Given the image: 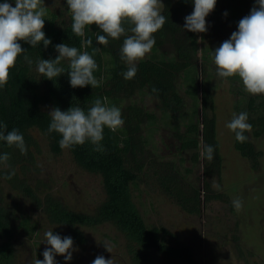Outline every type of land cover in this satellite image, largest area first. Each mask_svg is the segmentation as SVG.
<instances>
[{
  "label": "rangeland",
  "instance_id": "rangeland-1",
  "mask_svg": "<svg viewBox=\"0 0 264 264\" xmlns=\"http://www.w3.org/2000/svg\"><path fill=\"white\" fill-rule=\"evenodd\" d=\"M44 3L58 15V23L68 20L71 13L66 0H44ZM162 3L164 5L163 0ZM253 6L255 0H217L214 11L206 17L207 32L194 33V53L188 52L191 48L183 38L182 26L179 34L173 37L188 48L192 68L197 72L198 91L202 86L211 89L221 156L219 178L204 175L201 150L199 161L193 164L192 150L179 149L176 132H184L186 120L164 116L158 99L143 91L124 97L118 104L123 110L133 103L155 116L150 122L143 117L140 125V134L147 142L142 143V170L130 183L132 200L147 225L168 230L170 235L167 237L173 244L191 249L196 264H264V134L255 136L253 128L248 132L255 149L261 152L259 166L254 170L248 159L235 149L233 132L226 127L234 114L246 109L249 97L264 103V95L246 93L239 77L218 78L211 58L212 50L230 38L231 33L237 30L239 20L248 15ZM190 8L194 9L193 0ZM181 13L179 18L184 20L187 15L185 11ZM176 46L177 41L169 38L159 51L166 57H178ZM150 54L151 51L145 58ZM176 89L184 99V108L189 109L191 100L184 93L183 72L176 77ZM30 133L35 140L34 157L19 176L31 191L8 184L0 175V201L16 225L12 264H33L35 259L43 260L42 253L49 247L44 243V233L49 230L61 237L70 236L76 249L70 261L57 255L56 264H92L99 255L105 259L113 258L115 264H132L127 240L114 225L82 226V240L79 241L67 226L48 220L38 199L49 194L70 210L91 213L105 197L102 177L79 167L68 149L53 154L48 139L39 130L34 128ZM186 168H191V171H186ZM160 172L176 174L185 185H192L200 191L198 212L183 209L174 195L168 194L158 175ZM213 180L221 190L212 187ZM237 198L243 201L240 211L232 205ZM104 242L113 246L112 253L105 249ZM149 264L188 263L154 253Z\"/></svg>",
  "mask_w": 264,
  "mask_h": 264
},
{
  "label": "trees",
  "instance_id": "trees-1",
  "mask_svg": "<svg viewBox=\"0 0 264 264\" xmlns=\"http://www.w3.org/2000/svg\"><path fill=\"white\" fill-rule=\"evenodd\" d=\"M163 1L162 14L168 17V20L163 28L154 34L156 43L151 54L137 63V74L131 80H125L121 75L127 70V65L120 59L119 54L124 37L118 40L109 39L107 46L98 45L95 36L97 33L101 35L103 33L97 26L86 27V35L81 38L71 30V14L67 21L62 20L58 23V15L47 7L43 31L52 43L45 48L42 43L31 47L21 41V46L27 51L17 58L15 67L10 69L7 85L0 89V121L7 124L6 132L19 130L27 147V154L22 155L15 147H8L6 142L0 141V154L10 155L8 161L10 167L0 164V175L8 184L26 192L31 191L26 181L19 176V173H24L25 166L31 163L34 157L35 140L30 133L31 129L39 130L48 139L53 154L57 155L61 152L59 140L62 137L56 132H48L50 117L47 114L49 112L47 107L50 109L59 107L62 111H66L72 105H78L87 110L96 98L106 99L109 105L118 107L124 97L143 91H147L159 100L164 116L186 120L184 132H176V135L180 150H192L193 164L199 161V150L203 152L204 145L214 147L213 160L209 161L203 155L201 157L203 173L207 177H220L221 156L216 139L211 89L202 86L200 92L198 91L197 72L193 70L188 54L195 51V34L186 30L183 32V38L191 48L188 52L185 43L181 41L179 44V40L173 38L179 34L181 26L183 27L185 23V20L179 18L181 12L185 11L186 15L192 13L193 9L190 8L192 0ZM3 2L4 0H0V3ZM9 2L14 3V0ZM86 38L93 40V47L101 49L94 56L98 64V70L94 75L100 82L99 87L93 89L89 85L72 88L66 73L49 80L36 71L35 61L40 58L55 59L58 56L55 45L60 43L91 53V47L82 45V39ZM169 38L177 41L178 57H166L159 51L161 45ZM24 56H28L33 61L31 66L25 61ZM67 63L66 60L62 61L61 66L67 68ZM180 72L184 73V93L191 100L187 110L184 108V99L176 89V77ZM153 88L157 91L153 92ZM261 111H264V103L255 102L253 97L248 98L246 109L241 111L248 113V122L252 125L255 136L264 134V114H261ZM121 112L123 127L116 132L108 128L104 129L103 152H94L90 142L68 149L79 167L88 172L98 173L102 177L105 197L96 208L91 213L73 211L49 194H45L38 201L48 220L67 226L74 238L79 241L82 240L80 231L82 226H96L103 223L114 225L127 240L132 264H149L154 253L188 264H196L191 249L184 245L173 244L167 237L170 235L168 230L162 226L147 225L132 200L130 183L138 178L142 170L140 158L142 143L147 142L140 134V125L143 117L150 122L155 116L133 103L128 104ZM245 135L248 139L244 143L237 142L234 135V147L240 155L248 159L250 167L255 170L259 166L261 152L255 149L248 133ZM12 170H15V175L11 179H6L5 176ZM186 171H191V168H186ZM158 175L163 181L165 190L170 196L174 195L183 209L192 213L199 211L200 191L196 187L185 185L181 177L170 172L163 174L160 172ZM15 231L16 225L0 201V264H12Z\"/></svg>",
  "mask_w": 264,
  "mask_h": 264
},
{
  "label": "clouds",
  "instance_id": "clouds-1",
  "mask_svg": "<svg viewBox=\"0 0 264 264\" xmlns=\"http://www.w3.org/2000/svg\"><path fill=\"white\" fill-rule=\"evenodd\" d=\"M66 3L71 13V30L76 36L84 38L86 27L95 25L103 33L95 36L98 45L107 46L109 39L118 40L124 37L119 54L120 59L127 65V70L121 73L125 80L136 76L137 63L150 53L156 43L154 34L168 20L162 14V0H66ZM193 3L194 9L185 16L183 29L193 33H205L208 30L206 17L214 11L217 0H193ZM14 5L9 0L0 3V89L7 85L10 69L15 67L17 58L27 51L21 46V41L31 47L42 43L45 48L52 43L43 31L44 17L47 15L44 0H14ZM82 45L91 47V53L66 43L55 45L58 56L55 59L36 60V71L49 80L66 73L72 88L89 85L93 89L99 87L100 82L94 75L98 70L94 56L101 49L93 47L91 38L82 39ZM211 58L218 78L239 77L246 93L253 96L264 95V0H255V6L250 13L239 20L237 30L212 50ZM24 59L29 66L33 64L28 56H24ZM65 60L68 62L67 68L61 66ZM152 90L157 91L156 88ZM47 114L50 117L48 132L60 134L61 149H71L90 142L94 152H103L104 129L116 132L124 125L121 109L109 105L106 99L101 98H96L87 110L72 105L66 111L53 107ZM248 120V113L240 112L238 115L234 114L227 123L226 127L234 133L237 142L247 141L245 133L252 129ZM7 127L6 123L0 121V141L26 155L27 147L23 135L17 129L6 132ZM214 151L212 145H204L202 155L211 161ZM9 159L8 153L0 154V164L5 167H10ZM14 175L15 170H12L5 178L11 179ZM212 187L217 191L221 190L215 180ZM232 205L236 211H240L243 201L234 199ZM44 241L49 247L42 253L43 260L35 259L33 264H56L57 255L63 256L65 261L72 259L76 249L70 236L61 237L49 230L44 233ZM103 245L112 253L113 246L110 243L104 242ZM92 264L115 262L113 258L105 259L99 255Z\"/></svg>",
  "mask_w": 264,
  "mask_h": 264
}]
</instances>
